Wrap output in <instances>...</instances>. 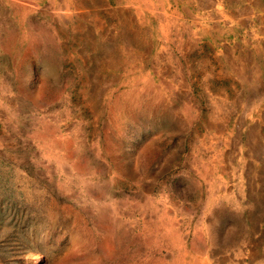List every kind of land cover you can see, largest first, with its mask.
<instances>
[{"label":"rangeland","instance_id":"1","mask_svg":"<svg viewBox=\"0 0 264 264\" xmlns=\"http://www.w3.org/2000/svg\"><path fill=\"white\" fill-rule=\"evenodd\" d=\"M0 264H264V0H0Z\"/></svg>","mask_w":264,"mask_h":264}]
</instances>
